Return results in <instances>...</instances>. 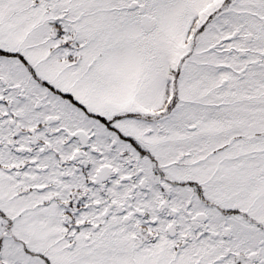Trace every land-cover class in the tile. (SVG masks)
<instances>
[{
  "label": "snow or ice",
  "instance_id": "snow-or-ice-1",
  "mask_svg": "<svg viewBox=\"0 0 264 264\" xmlns=\"http://www.w3.org/2000/svg\"><path fill=\"white\" fill-rule=\"evenodd\" d=\"M0 264H264V0H0Z\"/></svg>",
  "mask_w": 264,
  "mask_h": 264
}]
</instances>
